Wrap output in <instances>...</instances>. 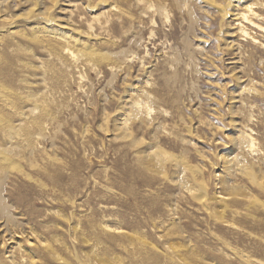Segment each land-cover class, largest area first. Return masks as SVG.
Returning a JSON list of instances; mask_svg holds the SVG:
<instances>
[{
    "label": "rangeland",
    "instance_id": "374dc122",
    "mask_svg": "<svg viewBox=\"0 0 264 264\" xmlns=\"http://www.w3.org/2000/svg\"><path fill=\"white\" fill-rule=\"evenodd\" d=\"M245 1L264 4V0H239L235 4ZM225 8V0H0V89L7 97L5 101L0 97V147L6 146L5 128L17 123L14 121L15 115L27 114L33 109L35 118L41 114V109L48 111L42 117V136L36 135L39 128L30 122L24 123L20 132L32 143L36 137L40 138L39 143L35 144L37 148L40 147V153L34 152L24 157L12 154L22 170L39 179L47 189L32 186L23 193V199L18 201L16 196L8 195L7 201L12 205L11 213L16 220L22 219L24 224L29 222L40 234L42 231L48 234L46 225L59 224V240L63 247L67 243L60 254L70 264L95 263V258L101 257L104 252L109 264H118L119 261L126 264L130 258L117 240L103 244L91 242L80 224L73 236L68 235V227L88 218L108 222L111 228L138 220L143 224L139 229L141 235L145 234L148 240L153 239L162 254H173L154 235L150 237V228L144 226L148 199H138L140 206H143L140 212L129 206L137 201L138 196L128 195L125 197L126 204L125 199H121L119 189L123 182L133 192L134 184L135 191L141 188V193L144 191L137 182L132 155L134 150L126 148L124 145L127 142L124 140L114 137L117 112L123 111L122 100L128 98L127 95L138 96L137 100L148 107L153 123L159 124L161 129H146L140 135L145 139L158 136L163 149L187 157L206 179L213 173L224 174L221 166L237 153L233 140L242 131L253 133L251 136L261 148L258 157L252 156L256 165L251 170L252 175L262 174L261 170L258 171L257 163L263 170L264 33L252 34L258 42L263 39V45L258 42V45L251 44L248 39L244 42V37L234 33L233 22L229 24V19L221 14ZM259 9L256 10L264 19V8ZM45 17L51 19L47 25L43 23ZM61 26L74 38L84 42L93 54L91 58L73 65L57 49L58 46L52 43L42 45L32 40L41 32H52ZM77 47L72 44L70 50L77 52L80 48ZM133 86H138L145 94L147 92V96L143 98L144 94L132 89ZM6 108L12 114H8ZM179 136L185 141L191 139V144L180 141V145L177 141L175 145V137ZM119 147L122 149L119 150ZM48 156L58 161L57 167L61 171L57 181L51 184L44 174L39 173ZM252 158L246 157V162H252ZM27 160L37 166L29 168ZM54 169L50 167L48 171L53 173ZM234 173L232 182L251 190L249 181L240 177L238 172ZM52 187L57 190L55 201ZM179 203L181 208L188 211V215L195 214L199 222L203 219L202 224L209 223L207 226L195 222V226H192L202 237L204 249L213 256H209L211 259H207L210 261L207 264H246L238 254L210 237L209 230L217 234L220 231L207 220L203 211L195 210L196 204H185L181 197ZM52 209L58 213H51ZM185 219L183 222L186 224ZM2 221L0 219L1 225L4 223ZM114 223L116 225L113 226ZM220 228L223 230V227ZM229 235L226 238L231 246L241 249V254L245 252L249 257L252 245L245 242L236 247L234 237ZM46 238L49 239L47 235ZM85 239L90 243L84 242ZM20 245L22 249L25 247L24 243ZM3 252L5 249L1 248L0 255ZM137 256L133 255L135 258ZM259 256L264 260L263 251ZM160 260L161 264H173L166 261L164 256Z\"/></svg>",
    "mask_w": 264,
    "mask_h": 264
},
{
    "label": "bare ground",
    "instance_id": "6f19581e",
    "mask_svg": "<svg viewBox=\"0 0 264 264\" xmlns=\"http://www.w3.org/2000/svg\"><path fill=\"white\" fill-rule=\"evenodd\" d=\"M237 1L239 2V0H225L226 8L222 10L221 14L229 19V24L230 22H233V24L235 25L233 29L234 31H236L234 33H237L239 36L244 37V42L246 41V39H248L251 44H257L258 41H256L255 36H253L252 34L256 32L264 33V26L262 25L264 19L260 17L256 9L260 10L259 8H264V4L261 2L249 3L250 1H245L243 2V4H235V2ZM227 8H230V10L228 11ZM50 21L51 19L49 17L43 18V23L45 25H47V23H49ZM32 40L42 45L52 43L53 45H56V47L58 46L57 49H59L60 52L65 55L73 65L85 59L87 61V59L91 58L93 55L91 51L87 49L88 47L84 44V42L82 43L79 39H76L71 34L67 33L65 31V27L62 26L58 27L52 32H41L32 37ZM258 40L260 39L258 38ZM261 41L258 42V44H260ZM72 44L80 47L77 52L70 50V45ZM257 45L254 46L257 47ZM257 49L259 48L257 47ZM237 53L239 52L237 51ZM87 66L89 65L87 64ZM240 88L241 86H239V89ZM132 89L136 90L137 92H142L138 86H133ZM255 90L256 89H254V91ZM242 92L243 90H241V93ZM142 93L144 94L143 98L147 96V92L146 94L144 91ZM243 93L245 94V92ZM243 95L240 97H243ZM151 96L153 97V95ZM0 97L4 101L6 100L7 97L4 94V90L0 89ZM127 97L128 98L124 97L125 99L122 100L123 104L121 105V108L123 111L117 112L118 119L115 120L113 129V131H115V134H113L115 138H119L127 142L124 145L126 148L130 147L134 150L132 155L134 164L137 169V182L140 184V186L143 187L144 191H142L141 193L142 188L138 191H135L136 186L134 184L133 192L130 186L123 182V184H120L119 189L121 199H125L124 203L126 204L127 201L125 197L130 194H134L133 197L138 196L137 201L133 199L134 201H136L133 205L129 204V206H132V208L130 209L136 212H140V210L143 208V206H140V202H138V199H148V206L146 207L145 211L147 214L146 217L143 216L145 219L142 217L144 220V226L150 228V237L154 235L161 242V245L165 249L171 250L168 252H173L174 255H167L166 253L162 254L158 250V244L155 243L153 239L148 240L145 234L141 235V231L139 232V229L143 224H141V222H139L138 220H135V222L133 223L123 221L125 222L124 225H119L117 227L111 228L109 227L108 222V224L103 221L97 222L93 218L85 219V221H82L83 219H81L82 222L79 221L76 225L74 224L70 226V228L68 227V235L70 237L73 236L76 232L77 226L80 224L79 226H82V228L85 229L88 235L87 237H89V240H91V242L95 241L96 244H103L106 241H119L121 242L120 246L124 249L125 252H128L130 256V258L126 260V264H161L160 259L163 256L166 261L173 264H207L208 262H210L207 259H211L209 256H212V254L210 253V251L207 252L208 250L206 251L204 249L202 237L200 238L197 235L192 226H195V222L197 223V225L204 224L207 226L209 223L204 222L202 224V218H200L202 219V221L199 222L198 219H196L197 215H188V211L186 212L184 208H181V204L179 203V199L181 197L185 204H196L197 207L194 205L196 208L195 210L198 212L203 211L206 214L203 215L207 216V220L212 225L218 228V231H220L218 234L214 233L212 230H209L210 237L216 243L227 247V249L233 251V253H235L236 255L238 254L239 259L243 260L246 264H264V260L259 256L260 252H264V169L262 170L261 168H259L260 164L257 163L258 171L261 170L262 174L260 173L259 175H252L254 173L252 172L251 168L256 165V162L252 158V156L258 157V155L261 154V148H258L254 138L251 136V134L253 133L248 134L243 128L245 132L241 130L242 132H239V134L233 140V145L237 150V153H235V155L231 159L226 160L225 165L221 166L223 167V170H221L224 171V174L222 173L223 175L221 176L220 173H213L210 178L206 179L202 175L201 170L198 167L192 165L187 157L181 154V156H177L176 154L169 153L165 149H163L164 147L161 146V141L158 140V136L152 135L149 139H145L142 135H140L143 134V130L146 129H151L154 131L157 130L159 128V124L156 125L157 123H153L152 119L150 118L151 113L148 111V107L144 106L143 102L137 100L138 96L136 98V96L127 95ZM34 108L36 107L34 106ZM145 109H147L146 112ZM41 110V114L38 113L39 115L35 116V118H33V109H30L27 114L20 113L18 115H15L14 118L16 119L14 121H16L17 123L8 126L3 132L5 134L4 143L6 146L0 147V219H3L4 221L2 225L0 224V230L2 232L0 235V250L1 248H3L5 249V252L0 255V264H57L60 261L63 262V264L71 263L69 260L63 258L60 254L63 246L57 234L59 224L56 225L55 223H52L51 225H46L45 229H47L48 234H45L43 231H40V234L37 230H35V228L30 225L29 222H26L24 224V222L21 221L22 219L20 221L18 219L17 221L16 216H13V214L11 213L12 205L7 201L8 195L10 197H12V195L16 196L18 198V201L21 198L23 199V193L29 191L32 186H36L40 190L47 189L45 188V185L43 183L39 182V179H35L32 174L23 171L19 162L14 160L12 157V154L19 157H24L26 155H33L34 152L40 153V151L38 150L40 147L37 148V145H35L39 143L38 140L40 138L36 137V141L32 143L23 134L21 135L20 132L23 129V124L30 122L33 123V125L36 124V127L39 128V133H37L36 135L42 136V133H40V130L43 128L42 117H45L48 111L46 112L45 109ZM6 112L8 114H12V111L9 108H6ZM157 112L159 111L157 110ZM155 114L160 116L158 113ZM162 115H164V112ZM175 139V145H177V141H179V143L187 142V144H191V139H186L187 141H185V139L181 138L180 136L175 137ZM182 143L180 145H182ZM121 149L122 148H120L119 150ZM193 149L195 150V148ZM263 151L264 150H262V152ZM246 157L252 158V162H250L251 164L246 162ZM260 158L257 159L259 160ZM26 162L29 168H35L37 166L33 161L27 160ZM45 162V166L41 168V171L39 173L44 174L45 177L48 178L50 184L52 182L54 183L61 175V171L58 170L57 167L59 163L54 157L51 156L46 157ZM50 167L55 168V171H53V173L48 171ZM234 170L238 172V175H241L240 177H244L249 181L251 190H247L241 185L234 184V180V182H232L231 176L235 174ZM131 174H133V172H131ZM135 181L136 180L134 179V182ZM25 182H27V185L25 184ZM105 185L108 187L107 184ZM109 190L112 191L111 189ZM5 192L7 193L5 194ZM51 192H53V200L55 201L57 197V190H54V188L52 187ZM113 194H115V192L110 195ZM51 213L56 214L58 212H56V210L53 211L52 209ZM51 217L53 218L52 215ZM185 218L187 219V221ZM184 219L186 224L183 222ZM114 225L116 224L114 223L113 226ZM63 226L64 225H62V227ZM220 227H223L224 231ZM226 233L234 237L236 247L238 245H242L245 242H249L252 245V247H250L251 255H249L248 257L245 255V252L244 254H241V249L235 248L233 247V245L231 246V243L226 238L228 237ZM46 235L49 239L46 238ZM115 235H117L118 237ZM79 239L80 238L78 237V240ZM84 242L90 243L88 239H85ZM21 243L25 244V247H23V249L20 247ZM12 244H14V246ZM66 244L67 243L64 244L65 248L67 246ZM174 247L179 248L177 249ZM255 247L258 248L256 249ZM134 254L138 256L135 258L133 257ZM101 255V257L99 255L98 258H95V263L89 260V256V259L85 260L90 261V264H109L110 262H108L109 258L107 254L104 252ZM90 256H92V254ZM118 264H122L121 261H119Z\"/></svg>",
    "mask_w": 264,
    "mask_h": 264
}]
</instances>
